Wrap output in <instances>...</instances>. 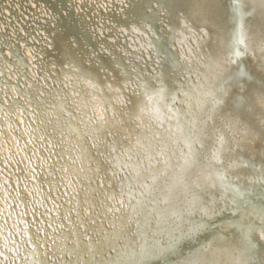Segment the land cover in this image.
<instances>
[{
	"label": "bare ground",
	"instance_id": "bare-ground-1",
	"mask_svg": "<svg viewBox=\"0 0 264 264\" xmlns=\"http://www.w3.org/2000/svg\"><path fill=\"white\" fill-rule=\"evenodd\" d=\"M68 1L71 10L79 11L75 24L63 10H59L63 17H57L49 6L34 5V0L0 3V52L5 58L0 60V78L5 80L0 84V264H27L21 250L32 254L34 263L44 264L41 256L38 260L34 255L26 231L48 236L54 229L61 234L60 221L76 220L75 208L84 213L92 208L85 197L77 205L75 197L77 191L87 195L89 174L85 170L76 177L72 167L60 164L68 147L74 150L67 154L79 172L81 150L94 156L90 178L99 188L94 195L98 206L125 211L112 225L111 220H97L101 223L93 239L97 243L90 247L81 246L77 233H70L69 245L75 241L74 248L65 249L60 259L54 255L61 251L45 252L49 262L264 264L260 239L264 238V104L259 99L264 96V0H154L166 7L156 11L143 9L147 0ZM80 2L86 4L81 11ZM110 9L115 12L110 14ZM95 13L97 17L89 20ZM100 14L110 20L103 23ZM44 18L55 19L61 27L51 29L48 61L59 78L47 76L48 88L33 64V59L38 65L39 59H46L40 48L48 43L40 23ZM89 21L95 26H88ZM64 22L69 30L63 28ZM96 38L114 42L94 45V53H100L97 63L109 65L111 74L98 69L89 55L92 51L84 46ZM15 49L25 65H17ZM65 61L73 70L62 68ZM240 68L248 75L239 76ZM61 80L71 88L79 83L87 88H77L75 96L62 84L67 100L73 96L75 110L59 100L58 122L53 112L44 111L41 104L32 106L20 92L35 90V96H41L45 89L51 94L60 90ZM89 94L106 109L88 102ZM120 96L122 106L116 104ZM110 108L113 114L106 121L89 124L88 111L101 119L104 112L111 113ZM67 124L69 131L83 135L85 144L71 134L72 140L66 138ZM98 137L103 141L97 142ZM146 138L150 142L145 147ZM119 147L126 169L123 180L110 171L111 166L98 167L106 148L118 154ZM149 153L161 161H156L158 172L147 159ZM83 162L87 164V159ZM104 174L113 175L111 182ZM37 175H57L64 186L38 182ZM128 182L136 183L124 187ZM66 206L71 207L70 216ZM248 242L254 247L249 249ZM104 252L111 256L106 258Z\"/></svg>",
	"mask_w": 264,
	"mask_h": 264
},
{
	"label": "water",
	"instance_id": "water-1",
	"mask_svg": "<svg viewBox=\"0 0 264 264\" xmlns=\"http://www.w3.org/2000/svg\"><path fill=\"white\" fill-rule=\"evenodd\" d=\"M1 1L2 0H0V3H1ZM45 2V4H44V6H49L50 7V11H51V14H52V12L57 16V17H62L61 16V14H59V10H63L64 11V13H65V15L66 16H68V17H70L69 19L72 21V23L73 24H75V16H73V15H75L74 13H72V10H71V6H68V7H66V4L64 3V1H58L59 2V4H58V6L56 5V3H55V1H53V0H34V4L36 5V4H38V2ZM47 2H49L50 4H53L54 6H55V9H52L51 8V5L49 4V3H47ZM8 7V6H7ZM83 7H85V4L84 3H82L81 4V2H80V4H79V8H80V10L81 9H83ZM111 8H115V6H110ZM25 8L28 10V9H30V10H32L33 12H34V10L33 9H31L29 6H25ZM6 11H7V14H8V16L11 14V9L8 7V8H6ZM99 12H100V10L98 11V14H99ZM112 13H114V12H112V9H110V14H112ZM23 14L27 17V19H28V13H26V12H23ZM100 16V18L101 19H99L100 21L102 20L103 21V23H104V20L106 19V20H110V18H108L107 16H104V15H102V14H100L99 15ZM2 17H3V13L0 11V22H2ZM95 17H97V15L96 14H93L92 16H90L89 17V19H93V18H95ZM16 21H19V20H17L16 19ZM24 22H25V20H23ZM4 24V23H3ZM20 26L21 27H23V31L25 32V33H28L27 32V29L25 28V26L23 25V24H20ZM63 28H65V29H67V30H69V26L68 25H66V23L64 22V24H63ZM72 28V27H71ZM43 30V29H42ZM46 33V32H45ZM71 33V32H70ZM13 35L15 36V34H14V32H13ZM46 36H48V33H46L45 34ZM16 38H18V36H15ZM49 37V36H48ZM51 37H49V39H50ZM24 42H26V43H29V42H27V41H24ZM30 44H32V43H30ZM15 53L17 54V50L15 49ZM43 53L45 54V51H43ZM9 54H11V52L9 51ZM18 55V54H17ZM46 55V58H47V54H45ZM17 58H19L20 59V61H21V63L23 62V64H24V60H23V58H21V57H17ZM3 59H5L4 58V56L1 54V52H0V60H3ZM6 62H9L8 60H6ZM69 64H71L72 65V63L71 62H67V65H69ZM58 75V74H57ZM2 79H4L3 77H1ZM1 78H0V82H1ZM4 82H5V80H4ZM23 89V88H22ZM22 89H20V92H21V94L24 96V93L27 91L26 89L25 90H22ZM27 93V92H26ZM27 96H28V93H27ZM63 97V95H62V93L60 94V98H62ZM28 101H29V103L32 105V106H35V107H37L38 106V104L37 105H35V102H33V100H31L30 98H29V96H28ZM66 102V101H65ZM49 104L51 105V107L52 108H54L55 109V104H52V102H49ZM44 105V104H43ZM68 104H67V102H66V106H67ZM57 122H58V120H57ZM20 173V170L18 171V172H16V174H19ZM45 176H36V179H37V181H44V182H48V179L47 178H44ZM18 192H19V195H20V197H21V199H24L25 198V195L23 194V192L21 191V190H18ZM27 233H28V236H29V240H30V242L32 243V246H33V248H34V255H36V257H37V259L39 260L41 257L44 259V264H55L56 263V260H52L51 262H49L48 261V258H47V256H46V253L45 252H47V251H52V252H54V254H55V252H57V245H54L53 243H54V237L51 235V234H49V237L50 238H52V241H51V239L45 234H32V232L30 231V230H28L27 231ZM34 235V236H33ZM54 235V234H53ZM49 243L48 244V246L46 247V243ZM69 247V246H68ZM67 247V248H68ZM66 248V249H67ZM62 252H64V251H62ZM30 255H32V254H29L28 255V258L26 259V260H24L27 264H36V263H34L35 261H33L32 259H31V256ZM41 256V257H40ZM55 256V255H54ZM19 257V256H18ZM54 259H56V258H54Z\"/></svg>",
	"mask_w": 264,
	"mask_h": 264
},
{
	"label": "snow or ice",
	"instance_id": "snow-or-ice-1",
	"mask_svg": "<svg viewBox=\"0 0 264 264\" xmlns=\"http://www.w3.org/2000/svg\"><path fill=\"white\" fill-rule=\"evenodd\" d=\"M233 3H239V0H233ZM235 11L239 12V8H236ZM230 59H231V58H230ZM237 74H238L239 76H242V77L248 75V73L245 71L244 68H240V69H239V72H238ZM259 99H260V102H261L262 104H264V96H261ZM247 247H248L249 249H251L252 247H254V245H252L251 242H248V243H247Z\"/></svg>",
	"mask_w": 264,
	"mask_h": 264
}]
</instances>
